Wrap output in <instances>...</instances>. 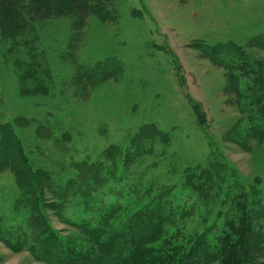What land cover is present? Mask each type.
Listing matches in <instances>:
<instances>
[{
	"label": "rangeland",
	"instance_id": "rangeland-1",
	"mask_svg": "<svg viewBox=\"0 0 264 264\" xmlns=\"http://www.w3.org/2000/svg\"><path fill=\"white\" fill-rule=\"evenodd\" d=\"M87 13L0 0V264L91 256L134 216L169 217L147 249L263 240L264 0Z\"/></svg>",
	"mask_w": 264,
	"mask_h": 264
},
{
	"label": "trees",
	"instance_id": "trees-1",
	"mask_svg": "<svg viewBox=\"0 0 264 264\" xmlns=\"http://www.w3.org/2000/svg\"><path fill=\"white\" fill-rule=\"evenodd\" d=\"M13 6L34 19L45 18L51 12L70 9L84 16L88 13L89 0H11ZM169 217L159 214L157 222L146 223L137 216L132 217L114 234L99 242L103 237L98 233L94 238V252L91 256L72 255L67 249L62 251L58 264H250L246 255L255 264H264V239L249 247V232L242 219L238 227L232 226L231 234L224 237L218 248L205 238L198 239L187 250L169 240L157 249L145 246L158 241L167 233ZM233 230V231H232ZM255 241V242H256ZM65 246V245H64Z\"/></svg>",
	"mask_w": 264,
	"mask_h": 264
}]
</instances>
